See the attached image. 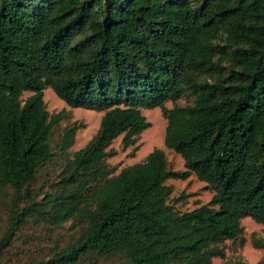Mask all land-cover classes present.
<instances>
[{
	"label": "trees",
	"instance_id": "obj_1",
	"mask_svg": "<svg viewBox=\"0 0 264 264\" xmlns=\"http://www.w3.org/2000/svg\"><path fill=\"white\" fill-rule=\"evenodd\" d=\"M47 88L104 112L86 147L76 122L55 141ZM158 107L186 169L155 149L115 174L114 140ZM191 174L214 195L181 212L167 181ZM0 211V264L30 225L72 232L26 264H212L244 245L242 220L264 224V0H0Z\"/></svg>",
	"mask_w": 264,
	"mask_h": 264
},
{
	"label": "rangeland",
	"instance_id": "obj_2",
	"mask_svg": "<svg viewBox=\"0 0 264 264\" xmlns=\"http://www.w3.org/2000/svg\"><path fill=\"white\" fill-rule=\"evenodd\" d=\"M30 94V92H27L24 97H28ZM44 99L47 110L51 114L62 111L67 114V118L62 120L60 127L55 132L56 142H58L63 128L75 122L81 124V128L76 134L75 144L71 148L72 152L86 147L98 133L104 112L82 107L72 108L52 88L45 90ZM191 102V97H186L177 103L168 102L166 105L170 108L175 105L184 106ZM143 114L151 122V126L138 137L135 144L126 145L122 135L114 140L111 145L110 150L116 152L108 159L112 171L118 174L123 168L144 161L155 149L165 151L174 170H185L183 157L168 149L165 145L168 121L164 117L161 108L144 109ZM42 181L43 178L36 184L35 192H38ZM167 184L171 185L174 190L171 195V204L181 212L193 210L207 203L214 195V191L209 188L208 184L201 181L195 174H191L185 180L170 179ZM5 220L6 216L0 211V224ZM242 225L246 239L245 244L241 245L239 240H227L225 243L226 258H215L212 264H224L227 261L234 260H242L244 264H264V249H259L254 245L255 241H264V224L257 223L254 219L247 217L242 220ZM71 232L68 227L62 231H51L47 226L30 225L26 227L19 233V237L12 248L10 253L12 259L9 264H26L34 258L51 255L55 247H64L69 242ZM93 264H120V262L105 261Z\"/></svg>",
	"mask_w": 264,
	"mask_h": 264
}]
</instances>
